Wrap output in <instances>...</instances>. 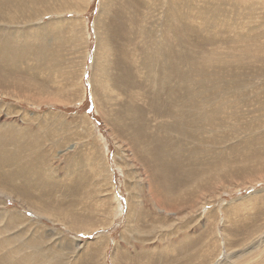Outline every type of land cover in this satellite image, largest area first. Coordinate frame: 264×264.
<instances>
[{
	"label": "rangeland",
	"instance_id": "374dc122",
	"mask_svg": "<svg viewBox=\"0 0 264 264\" xmlns=\"http://www.w3.org/2000/svg\"><path fill=\"white\" fill-rule=\"evenodd\" d=\"M0 139V264H264V0H1Z\"/></svg>",
	"mask_w": 264,
	"mask_h": 264
},
{
	"label": "bare ground",
	"instance_id": "6f19581e",
	"mask_svg": "<svg viewBox=\"0 0 264 264\" xmlns=\"http://www.w3.org/2000/svg\"><path fill=\"white\" fill-rule=\"evenodd\" d=\"M1 1V0H0ZM22 2H24V1H22ZM191 8V7H190ZM47 12V11H46ZM49 13V12H48ZM173 13V12H172ZM172 17V16H171ZM176 18V17H175ZM180 18V17H179ZM182 18V17H181ZM171 20V19H170ZM175 21V20H174ZM180 21V20H179ZM184 21V20H183ZM217 21V20H216ZM218 22V21H217ZM170 23H172L171 24V26H173L175 23L172 21V22H170ZM177 23V22H176ZM169 29H172V28H169ZM169 32V31H168ZM181 32V31H180ZM173 38H174V36H173ZM121 40H124V33L122 32V35H121V38H120ZM119 39V40H120ZM163 40H167V38H163ZM169 40H171V39H169ZM170 42V41H169ZM162 43V42H161ZM172 43V42H171ZM154 45V44H153ZM161 45V44H160ZM164 45H166V44H164ZM169 47V46H168ZM172 48V47H171ZM159 50V49H158ZM168 50V49H167ZM138 51V50H137ZM161 51V50H160ZM172 51V50H171ZM139 52V51H138ZM161 52H163V51H161ZM165 52L167 53L168 51H164V53H162L163 55L165 54ZM160 53V52H159ZM134 54V53H133ZM168 54V53H167ZM155 54H150V55H148L147 54V57L148 56H154ZM136 56V55H135ZM161 57V56H160ZM169 57H171V55H169ZM131 57L129 56V54L127 53L126 54V59H130ZM156 58V57H155ZM171 59H173V58H171ZM167 60H168V57H167ZM131 61V60H130ZM157 62H159V63H162V69H163V71H165V57H164V59L163 60H156ZM128 67L129 68H133L134 66H131V65H128ZM148 68V67H147ZM151 68V67H150ZM168 68V67H167ZM132 71L133 70H126V74L124 73V76L126 77V75L127 74H131L132 73ZM170 71V70H169ZM164 74V73H163ZM134 75V74H133ZM168 75H171L170 74V72H168V73H166L165 72V74H164V77H166V80L167 79H169V77H168ZM122 78V82H121V84H123L125 87L126 86H128V85H130V86H135V81H133L132 79H131V76H129V77H126L125 78V80H124V77L122 76L121 77ZM128 79H129V81H128ZM127 82H129V83H127ZM173 83V82H172ZM167 84V83H166ZM162 85H165V83H162ZM170 85H172V84H169V86ZM174 85V84H173ZM159 87H161V86H159ZM163 87V86H162ZM173 87V86H172ZM135 88H137V87H135ZM152 88H155V86H152ZM229 88V87H228ZM157 90H160L159 88L157 89ZM220 90V89H219ZM132 91V90H131ZM131 94V96L132 97H134V98H137V94H138V92L137 93H130ZM133 94H136V95H133ZM224 97V96H223ZM229 97V96H228ZM221 99H222V97H221ZM214 101H215V103L217 104V105H219L218 104V101H219V95H215V97H214ZM198 109V108H197ZM200 109V108H199ZM212 112H214L215 111V109H214V106H213V108H212V110H211ZM197 113H199V112H197V110H196V113L195 114H193V115H191L190 113H184V115H186V117H189L190 118V115H191V117L193 118V120L194 121H196L197 119H198V115H197ZM190 114V115H189ZM170 127V126H169ZM172 129H174V128H172ZM167 130H169V129H167ZM169 131H172V130H169ZM173 132V131H172ZM182 137V136H181ZM1 140V139H0ZM10 140V139H9ZM5 141H7V140H5ZM3 142V141H2ZM10 142V141H9ZM1 143V142H0ZM151 145V144H150ZM85 157V156H84ZM86 158V157H85ZM212 163H214V161H212ZM3 177V176H2ZM169 188H171V186H169ZM172 189V188H171ZM56 249V248H55ZM57 252V251H56ZM53 253V252H52ZM59 256V255H58ZM58 261V260H57ZM56 263V262H55ZM58 264V263H57Z\"/></svg>",
	"mask_w": 264,
	"mask_h": 264
}]
</instances>
